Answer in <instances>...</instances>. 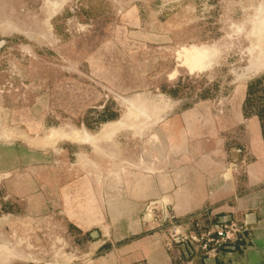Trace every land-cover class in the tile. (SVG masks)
<instances>
[{
	"label": "rangeland",
	"instance_id": "1",
	"mask_svg": "<svg viewBox=\"0 0 264 264\" xmlns=\"http://www.w3.org/2000/svg\"><path fill=\"white\" fill-rule=\"evenodd\" d=\"M183 49L199 57L195 69ZM260 76L264 0H0V144L29 141L43 154L40 168L55 162L53 176L40 171L43 185L73 177L75 158L48 152L54 143H88L107 118L101 105L118 117L132 107L129 121L106 126L105 137L135 127L145 109L231 108ZM261 89L256 108L264 107V81ZM147 130H133L136 142ZM83 244L61 215L0 217V264H87Z\"/></svg>",
	"mask_w": 264,
	"mask_h": 264
},
{
	"label": "crops",
	"instance_id": "2",
	"mask_svg": "<svg viewBox=\"0 0 264 264\" xmlns=\"http://www.w3.org/2000/svg\"><path fill=\"white\" fill-rule=\"evenodd\" d=\"M243 94L231 108L196 102L145 109L135 127L105 137L106 126L129 121L132 107L118 117L101 105L107 118L84 143L88 152L72 143L48 152L75 158L73 177L59 184H42L40 171L53 176L57 166L40 168L43 154L33 143L0 144V161L11 160L0 168V217L61 215L81 237L87 264H264V107L253 105L246 87ZM138 128L148 130L136 142ZM148 203L167 207L196 232L219 220L250 230L214 259L188 256L181 246L169 251L147 223Z\"/></svg>",
	"mask_w": 264,
	"mask_h": 264
},
{
	"label": "built area",
	"instance_id": "3",
	"mask_svg": "<svg viewBox=\"0 0 264 264\" xmlns=\"http://www.w3.org/2000/svg\"><path fill=\"white\" fill-rule=\"evenodd\" d=\"M144 213L152 230L163 237L167 250L172 251L181 246L188 256H200L203 259H214L221 250L234 246L250 230L246 224L234 220H219L210 222L207 229L196 232L188 223L179 221L167 207L154 203H148ZM194 228L199 230L201 227L195 224ZM190 263L189 259L183 262Z\"/></svg>",
	"mask_w": 264,
	"mask_h": 264
},
{
	"label": "trees",
	"instance_id": "4",
	"mask_svg": "<svg viewBox=\"0 0 264 264\" xmlns=\"http://www.w3.org/2000/svg\"><path fill=\"white\" fill-rule=\"evenodd\" d=\"M263 81H264V76H260L257 79H254L251 82H249L246 85L247 94L250 97L260 99V97L258 96V93L263 91V89H261ZM261 120H262V124L264 125V115L261 117Z\"/></svg>",
	"mask_w": 264,
	"mask_h": 264
},
{
	"label": "bare ground",
	"instance_id": "5",
	"mask_svg": "<svg viewBox=\"0 0 264 264\" xmlns=\"http://www.w3.org/2000/svg\"><path fill=\"white\" fill-rule=\"evenodd\" d=\"M181 50V49H180ZM184 51V54H182V52ZM182 52H180L182 55H184V59H185V62L187 63V64H190V66H191V69L193 70V68L195 69V67L198 65L197 64V62L199 61V59H198V61H197V58H199L193 51H186V50H182ZM176 55H178L177 53H176ZM182 58H183V56H182ZM182 61V60H181ZM197 61V62H196ZM195 64H197V65H195ZM182 65V64H181ZM188 66V65H187ZM263 67V66H262ZM189 68V67H188ZM190 69V68H189ZM257 70V69H256ZM138 120V119H137ZM106 136V135H105Z\"/></svg>",
	"mask_w": 264,
	"mask_h": 264
}]
</instances>
